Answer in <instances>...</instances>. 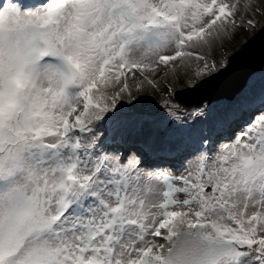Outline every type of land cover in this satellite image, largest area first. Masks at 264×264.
Masks as SVG:
<instances>
[{"label":"snow or ice","instance_id":"snow-or-ice-1","mask_svg":"<svg viewBox=\"0 0 264 264\" xmlns=\"http://www.w3.org/2000/svg\"><path fill=\"white\" fill-rule=\"evenodd\" d=\"M257 27L264 0H6L0 264H264V72L228 100L171 103ZM149 157L179 174L143 178Z\"/></svg>","mask_w":264,"mask_h":264},{"label":"water","instance_id":"water-1","mask_svg":"<svg viewBox=\"0 0 264 264\" xmlns=\"http://www.w3.org/2000/svg\"><path fill=\"white\" fill-rule=\"evenodd\" d=\"M242 49V50H241ZM230 65L227 71L215 75L201 88L191 90L178 89L181 94L178 103L188 107L201 101L214 102L221 99L232 98L252 74L264 67V30L260 28L244 44L228 56Z\"/></svg>","mask_w":264,"mask_h":264},{"label":"rangeland","instance_id":"rangeland-1","mask_svg":"<svg viewBox=\"0 0 264 264\" xmlns=\"http://www.w3.org/2000/svg\"><path fill=\"white\" fill-rule=\"evenodd\" d=\"M16 2L19 3L22 7H26V8H32V7L40 6V0H16ZM226 2L230 3L231 0H226ZM244 2H245V0H239V3L241 6ZM5 3H6V0H0V6L5 5ZM237 15H239V13H237ZM258 29H259V27L252 30L251 32H244L242 30L239 31L237 33V35L232 39V41L225 45V48L223 49L225 56L228 58L229 55H231L242 44H244L256 31H258ZM189 43H191V42H189ZM183 50L193 52V63H195V55L196 54H204L206 52V49H203V48L191 49L188 47V45H186ZM166 54H173V53L171 50H169L168 52H166ZM212 55L215 58H218L220 53H219V51H217V52H214ZM178 62H179V60L176 61V63H178ZM170 63H173V62H170ZM163 67L164 66H161V68H163ZM261 72H264V67H263V69L256 72L255 74L259 75ZM128 75L131 76L132 74L129 73ZM173 88L175 90H178V89L186 88V86L184 85L183 80H179V81L173 82ZM164 95H165L164 92L156 93V92H152L151 90H149L148 93H145V96L147 97V101L149 102L150 107H152L156 111L160 112L161 114H163V111H164L163 110V104H164L163 97H164ZM225 100H227V99H221V100H217V101H214L211 103L207 102L206 104L211 105L213 103H219V102H222ZM121 103H123V101H121ZM171 103L176 104L178 102L176 100H173V101H171ZM181 106L185 107L183 105H181ZM118 107H119V105H118ZM185 108H187V107H185ZM237 131H239V129H237ZM233 142L234 141H224L223 143H233ZM212 154L215 155L216 153H212ZM157 168L161 169V170H165L166 172H168L171 175H177L179 173L176 172L175 169L181 168V162L179 160H176V159H166L163 157L158 158V159H152L151 157H149V158H147V162L145 163L144 160L142 159V162L140 164V169H141V174H142L143 178H146V176L148 174L147 170L151 169V170L155 171ZM169 170H171V171H169ZM178 197L180 199L185 198L184 194H178ZM249 211H252V209L250 208ZM156 239L159 240L160 242H165L162 237H157Z\"/></svg>","mask_w":264,"mask_h":264},{"label":"clouds","instance_id":"clouds-1","mask_svg":"<svg viewBox=\"0 0 264 264\" xmlns=\"http://www.w3.org/2000/svg\"><path fill=\"white\" fill-rule=\"evenodd\" d=\"M209 231H211V229H209ZM189 255L193 261H195L199 258L198 253L195 249V246L192 244L189 245Z\"/></svg>","mask_w":264,"mask_h":264},{"label":"bare ground","instance_id":"bare-ground-1","mask_svg":"<svg viewBox=\"0 0 264 264\" xmlns=\"http://www.w3.org/2000/svg\"><path fill=\"white\" fill-rule=\"evenodd\" d=\"M151 161V160H150Z\"/></svg>","mask_w":264,"mask_h":264}]
</instances>
